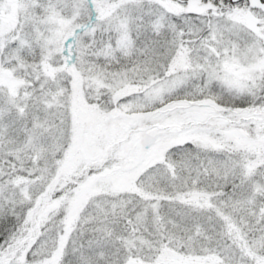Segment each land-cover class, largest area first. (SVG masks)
<instances>
[{
    "label": "snow or ice",
    "instance_id": "snow-or-ice-1",
    "mask_svg": "<svg viewBox=\"0 0 264 264\" xmlns=\"http://www.w3.org/2000/svg\"><path fill=\"white\" fill-rule=\"evenodd\" d=\"M0 264H264V0H0Z\"/></svg>",
    "mask_w": 264,
    "mask_h": 264
}]
</instances>
